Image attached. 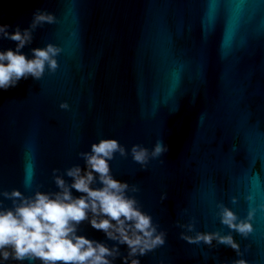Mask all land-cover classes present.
<instances>
[{
    "label": "water",
    "instance_id": "95a60500",
    "mask_svg": "<svg viewBox=\"0 0 264 264\" xmlns=\"http://www.w3.org/2000/svg\"><path fill=\"white\" fill-rule=\"evenodd\" d=\"M37 10L57 22L38 26L22 52L32 58V49L49 43L64 51L55 73L0 90V191L16 189L26 197L59 191L53 169L71 184L66 169H84L79 153L101 138L118 139L127 149H151L162 140L168 151L146 169L130 154L111 162L114 178L139 187L129 194L166 233L163 247L127 264H232L241 257L231 247L216 240L210 247L189 244L180 234H228L217 204L244 218L250 193L255 230L246 239L231 235L248 264H264V0H0V24L23 30ZM15 47L0 38V51ZM29 142L35 183L25 188ZM253 176L259 178L255 188ZM72 195L81 193L73 189ZM0 202L13 207L10 199L0 196ZM193 218L195 231L180 227ZM91 219L89 213L76 235L117 248L108 259L125 264L127 245L108 239ZM0 264L42 262L0 256Z\"/></svg>",
    "mask_w": 264,
    "mask_h": 264
},
{
    "label": "clouds",
    "instance_id": "9594fccd",
    "mask_svg": "<svg viewBox=\"0 0 264 264\" xmlns=\"http://www.w3.org/2000/svg\"><path fill=\"white\" fill-rule=\"evenodd\" d=\"M57 18L54 14L37 10L28 28L23 30L19 26L12 32L10 25L0 24V38L16 42L15 49L0 51V90L7 91L17 86L20 80L31 77L41 80L45 71L55 73L60 67L57 57L64 51L61 46L52 43L43 48L32 49V58L22 52V49L33 39V31L44 24H54ZM231 41V24L225 36V44ZM170 87L174 89L178 83L175 70L169 73ZM59 107L69 109L67 102ZM26 175L25 188H32L35 183L34 144H26ZM168 151L162 140H157L149 149L141 144H133L127 149L115 138H101L91 145L89 152L79 153L85 162V168L79 165L66 169L65 175L71 178L68 184L60 175L58 169H53L54 182L59 191L46 193L35 191L31 197L24 196L19 190L11 192L0 191V196L13 201V207L4 208L0 202V256L4 260L18 261L40 260L42 264H111L108 257L118 255L117 248H109L103 243L92 241L84 236L76 235L77 226L87 220L92 214L91 226L105 232L108 239L126 244L129 257L145 256L166 243V233L158 230L153 217L142 211L135 195L140 191L137 185L115 179L112 174L111 162L117 155L127 158L146 169L152 160L159 159ZM162 162V161H161ZM259 178L253 176V188ZM98 183L99 187H93ZM81 193L72 195V190ZM246 199L250 207L246 217H239L230 207L219 202L216 215L219 222L235 231L242 238H248L254 232L252 220L257 208L251 206L255 201L250 193ZM236 203V198H232ZM264 207V205H261ZM186 211V210H185ZM187 232L195 231L194 218L186 225ZM222 235L219 231L212 233L196 232L194 236L185 232L181 239L189 244H205L209 247L213 240L218 244L231 247L238 258L232 264H248L242 258L240 245L231 235ZM7 249H11L9 252ZM131 264H140L139 259H131Z\"/></svg>",
    "mask_w": 264,
    "mask_h": 264
}]
</instances>
